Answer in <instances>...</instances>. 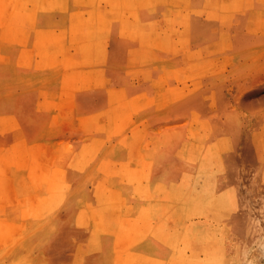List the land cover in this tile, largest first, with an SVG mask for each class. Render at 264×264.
I'll return each mask as SVG.
<instances>
[{"label":"rangeland","instance_id":"374dc122","mask_svg":"<svg viewBox=\"0 0 264 264\" xmlns=\"http://www.w3.org/2000/svg\"><path fill=\"white\" fill-rule=\"evenodd\" d=\"M88 1L0 0V264H28L23 255L13 254L26 232L23 215L35 211L38 187L47 177L51 187L55 185L61 145L79 142L74 122L81 112L75 92L89 87L91 69L99 63L97 46L87 40L81 44L78 39L77 20H83L86 27L92 14L76 3ZM93 5L90 2L88 6ZM191 13L206 22L200 35L195 30L190 37L187 29L163 30L154 45L163 54L176 53V62L160 61L161 69L170 66L174 70L162 81L166 97L141 96L123 102L126 105L119 107L116 134L130 128L138 111L158 105L162 128L181 132L175 144L168 142L166 152L169 148L174 153L185 137L184 153L199 154L203 162L201 168L191 166L176 193L180 201L178 226L185 223L193 228L205 221V208L200 209L197 203L200 191L204 186L210 190L213 184V189L222 183V187L230 185L226 183L234 177L232 183L240 187L246 221L228 235L226 246L235 248L230 258L234 256L238 264H264V0H206ZM70 16L77 18L71 22L72 33H67ZM93 20L98 21V16ZM102 49L106 52V44ZM141 128L145 126H135L133 132L140 135ZM145 133L147 140L141 138L136 155L146 173L151 164L147 153L153 147ZM217 152L213 163L210 155ZM224 163L223 172L219 166ZM147 192L140 189L145 197L151 195ZM147 222L137 226L138 230V224L132 228L131 242L136 233L142 231V238L148 234L146 229L153 222ZM199 234L196 229L193 235L199 241L192 236L200 242H196L198 254L194 245H187L195 251L187 248L189 256H204L201 249L206 236L202 231ZM124 240L126 246L129 240Z\"/></svg>","mask_w":264,"mask_h":264},{"label":"crops","instance_id":"0c3cea01","mask_svg":"<svg viewBox=\"0 0 264 264\" xmlns=\"http://www.w3.org/2000/svg\"><path fill=\"white\" fill-rule=\"evenodd\" d=\"M102 1H105V4ZM125 1L127 0H89L84 4L76 3L82 5L89 13L91 12L90 14L93 11V8L88 6L90 2L93 4L98 3L101 9L105 11L106 19L98 17V21L95 22L92 16L89 19L90 23L94 22L96 24L97 29H91L90 34L84 36L78 34L81 44L83 43L81 40H87L89 45L97 46L99 63L97 61V66L91 69L93 76L89 87L75 92V97L79 98V110L81 112L78 121L74 122L78 125L79 142L75 145L62 144L59 149L60 157L55 165V174L58 176L55 181L57 186L55 189H58V186H63L64 188L62 187L60 190L64 191L53 190L56 186L51 187L49 177H47L46 181L38 187L39 201L36 203V208L39 212L36 213L37 210L35 209L33 213L24 215L27 223L26 232L14 249L13 254L16 257L23 255L28 264H94L92 261L100 262V264H123L116 254H124L128 246L125 247L126 251L124 248L120 249L122 242L116 246V240L118 239L117 243L121 238L127 240V230L123 228L124 235L121 236L122 231L117 226V222L114 221L121 217L123 223L126 224L128 204L130 203V206L136 208L138 204L136 197L139 195L142 202L146 201V205L147 203L148 205L151 204L152 198L150 197L153 194L147 196V199L140 193V189L149 187L152 193L154 179L159 169V157L165 156L168 142L175 144L177 137L181 135V132L175 131L174 128H162L163 120L161 117L163 115L159 112L160 107L154 103L141 112L138 111L130 128L117 135L116 125L120 118L118 111L120 106L126 105L123 102H131L141 96H151L155 100L166 97L167 92H163L162 81L163 78L167 79V73L174 70L170 66L165 69L166 71L161 69L160 61L176 62V53L166 52L163 54L154 45L161 40L163 34L161 31L163 30L178 29L181 32V30L187 29L189 37L191 31L195 30L200 35V29L205 27L206 22L202 21L200 17L194 16L191 11L192 8L204 6L206 0H151L150 2L128 0L129 5L127 4V6H125ZM117 7H119V14H121L119 17ZM164 11L166 12L164 13ZM75 18L77 17L70 16L68 18L65 26L67 33H72L73 29L70 32L69 30L71 22ZM150 23L151 25H149ZM154 26L155 28H153ZM91 27H93V24H91ZM105 44L108 47L106 52L102 49ZM156 110H158V113L155 112ZM138 125L145 126V130L141 128L140 135L133 132V127ZM144 132L147 133H145L146 136L149 135L148 138L153 147L151 153H147L151 164L146 173L143 171L140 161L137 160L138 147L141 138L145 137ZM184 141L185 137L178 143L180 149L185 147L182 144ZM135 147L137 150H135ZM183 150L185 151V148ZM132 168H135V170H132ZM190 171L191 166L188 165L185 175ZM143 174H145V177ZM145 178L148 179V182L143 183ZM99 183L101 184L99 185ZM53 191H56V194L59 192L58 195L62 197L60 206L54 204L55 208L52 205ZM115 192H120L119 200L123 199V202L116 201L115 198L118 194L115 195ZM103 202L112 204V207ZM102 204H104V207ZM93 205L94 207H91ZM50 206L53 207V210H50ZM44 208L50 210V212L43 214ZM70 210L73 211L74 218L55 250L45 251V246L42 244H33V240L41 235L43 231L49 230L52 235L56 233L57 226H49V223L53 220V217L64 215ZM112 215L116 217V220L112 218ZM77 222L82 223V225ZM116 227L119 231L116 230ZM91 232L94 234L96 232L97 237ZM136 236L138 238L137 233ZM136 238L135 241L127 242V245L136 244L135 242L139 241ZM91 248L95 250L94 253H97V256L93 259L90 255ZM115 257L117 258L115 259Z\"/></svg>","mask_w":264,"mask_h":264},{"label":"bare ground","instance_id":"6f19581e","mask_svg":"<svg viewBox=\"0 0 264 264\" xmlns=\"http://www.w3.org/2000/svg\"><path fill=\"white\" fill-rule=\"evenodd\" d=\"M111 2H113V1H111ZM121 4H122V2H121ZM127 4H128V0L125 1V6H127ZM91 7L93 8V11H92V19H93V17H97V16L106 19L105 11H103L101 9V6L100 5L94 4ZM168 8H170V7H168ZM116 10H117V14H119L120 13L119 7H117ZM101 11H103V12H101ZM165 12L166 11H164V13ZM168 13L170 14L171 12H168ZM137 14H138V12H137ZM120 15L121 14H119L118 17ZM150 16H151V14L149 15V17ZM147 20H148V17H147ZM94 22L92 23L93 26H94L92 28L91 27V24H89V22H87L86 27H85V24H84L85 22H83V20H81V19H78L77 20V24L76 25L79 24V29H80V32H81V36H82L83 33H84V35L89 34V28L90 29H95L96 28L95 27L96 24ZM149 25H151V23ZM153 28H155V26ZM146 30H148V29H146ZM158 41H159V39H158ZM141 42H142V40H141ZM221 141L222 140H220V142ZM218 154L219 153L217 152L216 154L214 153V155H210L211 159L212 158L215 159L218 156ZM210 157H208L207 160L208 159L211 160ZM161 159H162V165L160 164V162L158 163L159 169H158V171L156 173V176H155V179H154V181H155L154 182V187H153V190H152V193H151L153 195H152V197H150V198H152L151 204L148 205V203H147V205H146L145 204L146 201L145 202L144 201L142 202V199L140 198V195H139V196L136 197V199L138 200L137 207L134 205L136 208H134L133 206H130V203L128 204L129 205V208L126 209L127 210V214H126L127 215V219H125L126 224H124L125 222L123 223V221H122V219L120 217L121 216L120 215L121 212L119 213V215H120L119 217L120 218H117V221H114V222H117V226H119L120 229H121V231H122L120 233L121 236L124 235L123 228H125L127 230V240H124V241L127 242L129 240V243L131 242L130 241V238H131V235H130L131 230H132V228H134V226L136 224H138V225L135 226V230H138V229H136L137 226H139V228H140L141 224H143L145 222L148 224L147 221H149V223H151L150 220L154 223V226H150L149 225L151 228H148V226H146L150 230H148V229L145 228L147 230L148 234L146 233L147 235L145 234L146 236H144L143 239H142V236L140 238V234L142 232L141 229H140L141 232H140V234H138V238H136L139 241L138 242H135L136 244H133V243H132V245L128 244V245H126V246H128V248H127L124 245V243H123L122 245H124L127 248V251L125 250L126 249L125 248L124 250L126 252L124 254H121V253L120 254H116L115 253L116 256L118 257V259H120L123 264H238L236 258L234 259V256L230 258V253H233L234 254V252H235L234 246H233V248H230L229 246H226V240L228 241V235L230 233H235L236 231H238L239 225L242 222L246 221L245 220L246 214H244L245 213V210H244V202H243V200L241 198V195L238 193L240 187H239V185H237L235 183H232V181L235 180L234 177H232V178L229 179V180H231V182L226 183V184H230L231 183L230 185H227V186H223L222 187L221 186V185H223L222 181H224V180L221 179L220 183H222V184L217 185V187L215 189H213L214 188V186H213L214 184H213L212 185L213 188H210V190L206 189V187L204 186V189H202V191H200L201 192L200 193L201 195H198L200 197H199V202H197V203H199L200 209L204 210V208H205V216H206V219H205V221H203L201 223H197L196 226H194V227H195V230L197 229L200 234H201V231L204 233L203 235L206 236V238H205L206 239V244L204 245V249L199 248L200 246L198 247L199 249H201V250L204 251V256L203 257H200V256H196V257L193 256L192 257V256H189L192 251H193L194 254H195V251H197L196 254H198V250H197V247L196 246H197V243H198V241L200 239H197L198 237L195 238L193 236L194 233H195L194 227L191 228L190 226L185 225V223L182 224V225H180V227L178 226L179 224H177L178 223V220L176 221V218L178 216L177 215V213H178L177 212V207H178V204H180V201L177 200V198H176L177 194L176 193H178L179 190L181 189V182H180V180L181 179L184 180V178H186V176H185V170L187 169V166L188 165L195 166L196 164H198V166H200L199 168H201L202 165H203V162H201V159H200V155L199 154H197V155L196 154H186V152L184 153L183 148L182 149H179V147H177V148L174 149V153H171L169 151V148H168L165 156L164 157H161ZM159 160H160V157H159ZM211 161H213V159ZM215 161H216V159H215ZM200 162L202 163V165H201ZM206 162H208V161H206ZM216 162H215V164H216ZM213 163H214V161H213ZM220 163H221V159H220ZM205 165L206 164H204V166ZM131 167H133V166H131ZM207 167H210V166L208 165ZM207 167H205V168H207ZM219 167L224 172L225 171V167H226V163L220 165ZM135 168H137V167H135ZM135 168L134 169L132 168V170H135ZM110 173H109V175H111ZM140 173H141V171H140ZM143 176L145 177V174H143ZM127 177H129V175H127ZM107 178H109V177H107ZM217 179H219V178L217 177ZM98 180H100V179H98ZM141 180H142V178H141ZM212 181L213 180H211L210 182L212 183ZM64 182H65V180H64ZM124 182H126V181H124ZM100 184L101 183H99V185ZM205 185H208V182ZM62 187H59L58 186V189H54V190H58L59 191L60 188L62 189ZM55 188H57V186ZM99 189H100V187H99ZM146 189L149 192V190H150L149 187L146 188ZM61 191H64V190H60V192ZM110 191H112V190H110ZM58 193L56 194V191H53V193H52L53 194V198H54V199H52V205H53L54 208H55L54 204H56L58 207L60 206L59 200H61L62 197H60L58 195ZM110 193H112V192H110ZM119 193H116L115 195H117V194L119 195ZM112 195L114 196V194H112ZM99 196H100V194H99ZM110 196H111V194H110ZM120 196L121 195H119V197ZM57 197L60 198V199H58ZM111 197H110V199H111ZM47 198H48V196H47ZM56 198H57V200H56ZM142 198H144V197H142ZM191 198L193 199V197H191ZM63 199H64V195H63ZM147 199H148V197H147ZM112 201L114 202V200H112ZM119 201L123 202V199L122 200H119ZM125 201H126V199H125ZM203 202H205L204 203L205 205L203 204ZM104 204H107V203H104ZM104 204H102L103 207H104ZM107 205H110V204H107ZM107 205H105V207H107ZM118 205H119V203H118ZM110 206L112 207V204ZM53 207L50 206L49 207L50 210H53L52 209ZM91 207H94V205L91 206ZM38 208H40V207H38ZM26 209H28V206H27ZM26 209H25V211H26ZM36 210H37V208H36ZM50 210H47L46 208H44L43 209V214L45 212H50ZM189 211H191V210L189 209ZM38 212L39 211L37 210L36 213H38ZM41 212H42V210H41ZM114 212L116 213V211H114ZM187 212H188V208H187ZM202 212H198V213L200 214ZM28 213H30V212H28ZM194 213L192 215H194ZM132 215H133V218H132ZM192 215H189V216H192ZM97 216H99V215L97 214ZM116 216H118V215H116ZM23 218H24V215H23ZM73 218H74V213H73L72 210H70L69 212H66L64 215L61 214L58 217H53V220L49 223V226H52V225L55 226L56 225L57 228H58L57 232L52 235L51 234V231H49V230H47L46 232L43 231V232H41V235L37 236L34 240L32 239L33 240V244H37V245L42 244L43 246H45V248H44L45 251H50L52 249L55 250L58 247V244L61 242L62 237L68 231L69 225L71 224V221H72ZM112 218L114 220H116L115 219L116 217L115 216L113 217V215H112ZM122 218H123V216H122ZM130 222L132 224L131 227H130V224H129ZM108 223H110V222H108ZM78 224H81L82 225V223H78ZM104 224H106V223H104ZM105 226H107V225H105ZM144 226H142V227L144 228ZM23 228H24V225H23ZM112 228H113V226H112ZM92 229L94 230V227ZM110 229H111V226H110ZM116 230H118L117 227H116ZM113 231L115 232V230H113ZM191 231H193L194 233L192 234ZM31 232H33V231H31ZM97 232H100V231H97ZM92 234H94V233H92ZM200 234H199V236H201ZM94 235L97 237L96 232H95ZM135 235L136 234H134V236ZM192 236L195 239L198 240V241L196 240L197 243L194 241L195 239H193ZM17 237H16V239H17ZM96 237H95V239H96ZM135 237H137V236H135ZM14 239H15V237H14ZM90 239H91V236H90ZM95 239H93V240H95ZM140 239H141V241H140ZM117 240H116V246H118V244H120L123 241V239L121 238V240H119L120 242L118 241V243H117ZM114 243H115V241H114ZM223 244H225V247H223ZM96 245H97V243H96ZM187 245H194L193 246L194 249L196 248L195 251H194V249L191 250L190 249V246L188 247ZM48 248H49V250H48ZM116 248H118V247H116ZM187 248H189L190 251H191L189 255L187 253ZM5 251H7V250H5ZM94 251L95 250L91 248L90 255H91V258L92 259L97 256V253L96 252L94 253ZM117 257H115V259ZM92 259H91V261H92ZM95 262L96 261H92V263H94V264H100V262H96V263ZM22 264H23V262H22Z\"/></svg>","mask_w":264,"mask_h":264}]
</instances>
